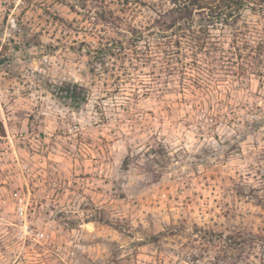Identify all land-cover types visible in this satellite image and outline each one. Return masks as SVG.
Instances as JSON below:
<instances>
[{
	"label": "rangeland",
	"instance_id": "obj_1",
	"mask_svg": "<svg viewBox=\"0 0 264 264\" xmlns=\"http://www.w3.org/2000/svg\"><path fill=\"white\" fill-rule=\"evenodd\" d=\"M105 1L143 31L170 7ZM238 28L180 61L150 40L92 65L127 28L0 0V264H264V53L242 45L264 13ZM72 83L78 109L49 91Z\"/></svg>",
	"mask_w": 264,
	"mask_h": 264
},
{
	"label": "trees",
	"instance_id": "obj_2",
	"mask_svg": "<svg viewBox=\"0 0 264 264\" xmlns=\"http://www.w3.org/2000/svg\"><path fill=\"white\" fill-rule=\"evenodd\" d=\"M126 5L129 0H117ZM170 7L164 10L153 23L143 30L133 27L125 19L116 15L105 0H53L71 12L83 11L90 19H97L111 30L127 28L120 38L102 35L97 46H88L86 55L92 65H105L107 59L125 55L127 46L137 50L141 43L149 46L155 40V48L164 54L167 63L180 61L188 49L197 54L202 49H217L219 35L213 32L230 28L233 44L243 39L244 33L238 28L244 11L254 14L264 13V0H164ZM88 3H95L97 10L90 11ZM46 11V10H45ZM94 14V16H93ZM119 33V32H115ZM258 55L264 53V40L250 43L242 42ZM181 56V57H180ZM195 58V56H194ZM261 60L260 62H262ZM50 93L63 104L78 109L87 101V92L77 83L71 85H53Z\"/></svg>",
	"mask_w": 264,
	"mask_h": 264
},
{
	"label": "built area",
	"instance_id": "obj_3",
	"mask_svg": "<svg viewBox=\"0 0 264 264\" xmlns=\"http://www.w3.org/2000/svg\"><path fill=\"white\" fill-rule=\"evenodd\" d=\"M20 213L22 214V211H20ZM33 235H37V236H39L40 234H38V233H37V234H34V233H33Z\"/></svg>",
	"mask_w": 264,
	"mask_h": 264
}]
</instances>
